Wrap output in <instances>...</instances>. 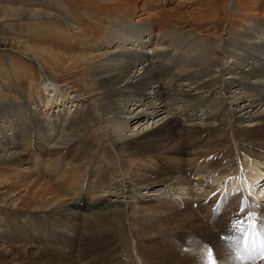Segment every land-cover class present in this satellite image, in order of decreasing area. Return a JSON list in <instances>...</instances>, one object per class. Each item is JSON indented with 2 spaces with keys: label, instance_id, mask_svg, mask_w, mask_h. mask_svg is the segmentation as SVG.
Listing matches in <instances>:
<instances>
[{
  "label": "bare ground",
  "instance_id": "6f19581e",
  "mask_svg": "<svg viewBox=\"0 0 264 264\" xmlns=\"http://www.w3.org/2000/svg\"><path fill=\"white\" fill-rule=\"evenodd\" d=\"M154 1L150 0V4ZM194 1L199 0H179V2ZM236 1L233 0L232 5L228 6L227 10L231 16L234 15L236 7L239 8L238 4L235 5ZM141 3V0L129 2L131 13L127 15L129 18L124 16L126 23L123 20L119 25L117 23L112 25L107 29L102 41L87 48L92 60L86 63L85 68L90 70L99 91L95 94L94 85L91 84L92 92L89 96L92 98V104L87 103L73 86L60 84L54 78L49 79L42 73L41 88L45 92V99L38 95L37 100L32 103L31 96L21 91L25 99L21 101V107L20 104L13 108L6 107V112L0 120V165L22 166L28 160L23 169L31 170L30 165H34L37 159L42 160V166L45 161L49 162L48 164L53 163L55 167L61 165L62 168H67L66 173L71 174L67 181L71 182V188L65 187L62 190L54 186L45 188L44 195H50L42 206L50 212L47 216H55L53 218H56L58 230L46 232L48 244L46 242L39 244L29 233L31 230L28 229L29 226L25 225L26 231L34 240L28 239L27 235L23 238L27 243L34 245L29 244L31 247L21 248V264H30L31 261L35 264H127L126 258L130 256V241L124 237L129 232L126 231V225L121 219L122 211L111 209L113 203L105 199L100 202L103 207L99 211L85 215L82 210L87 209V202L84 200L87 195L103 191L110 196L131 199L143 195L142 190L147 188L157 189L165 186L175 189L179 186L180 188H177L179 195H187L191 199L197 195L198 199H201L205 196L203 192L194 194L191 190L195 185L205 186V180L212 177L207 174L209 169H212L215 175L223 173L218 180L222 178L224 180V176L244 170L241 162L237 167L235 164L238 162H232L233 168L219 170L218 167L225 163L224 157H210L211 154L196 151L194 153L193 149L186 147L185 144L175 150L167 148L161 157L151 153L179 135L175 131L182 120L195 122L194 129L201 131L203 124L211 126L216 122L219 125L237 123L245 127L248 126L245 125L246 122L254 123L256 117L264 116V21L261 22L256 17L257 14L255 16L251 14L245 19L238 17L236 26H230L228 32L233 35H229L227 39L222 37L220 39L192 35L191 28L184 30L182 26L175 23L170 25L163 19V23H159L158 30L154 32L153 25H150L149 29L144 27L143 38H136L134 25L137 22H132L134 18L130 16L132 11L139 12L138 9H141L143 12L141 11L140 15L145 13L153 15V12H145L144 6H140ZM163 9L165 8L159 7L156 14L161 12L165 14L164 11L167 9ZM252 10L250 12H253ZM77 36L80 38L79 41H84L81 34ZM216 84L222 86L214 89L217 90L215 98L223 99V104H218L217 99L211 101L213 94L209 92ZM231 85L237 88L231 89ZM218 93L222 97H219ZM85 98L87 99V96ZM205 101L209 102L208 108L198 111V106ZM41 104L43 107L38 108ZM0 105L4 107L5 102H1ZM15 109L19 110L17 123L14 120ZM155 119H158L157 122ZM211 119H213L212 124ZM150 122L152 125L154 122L155 125L160 122L154 132H148L143 127ZM141 127L144 129L141 130ZM131 128H136V131L132 132ZM92 130L102 134L110 144L97 148V145L87 138ZM127 131H130V134H127ZM222 141L227 143L226 139ZM36 144H39L40 148L43 146V149L37 151ZM111 145L122 149L125 153L115 154ZM44 148L46 150L58 148V151L62 152L58 155H64L63 159L57 161L60 157L58 155L43 157L40 152H43ZM231 169H234L233 173ZM84 170H87L88 174L96 170L95 179H81L80 172ZM193 175L198 178L194 179ZM248 177L253 181L249 188L254 193L257 184L261 180L263 182V178L259 172L252 176L248 174ZM190 185H192L191 189H189ZM181 189L187 193L181 192ZM212 196L206 202L200 201L201 211L211 209L209 219L214 217L224 202V197L219 194ZM21 198L11 196L6 200L7 202L10 200L6 205L12 210L13 207H18ZM260 201L256 206L261 207L263 213L258 207L252 208L251 211L259 210L262 217L264 198ZM105 202L108 204L106 205ZM244 202L238 205L233 199L229 201L230 211L224 217L228 221L225 224L222 222L208 226L207 223L202 222L193 229L191 221L195 217L194 213L186 215V220L180 219L178 226L183 225V228H191L190 231L195 232L189 233L183 242L178 240L181 237L160 238L161 246L163 248L166 246L167 250L162 248L153 252L144 245L140 246L137 249L139 258L146 259L151 264H188L205 258L204 249L207 246L213 251L214 256L220 257L218 259L226 260L229 264L238 262L234 258L231 261L226 259L225 256L229 254V244L228 247L224 245L226 248L220 252L213 250V244L221 235L226 234L229 237L230 229L239 224V221L230 218V215L235 214L236 210L245 212L247 204ZM185 205L187 207V203ZM186 210H183L182 214H185ZM17 213L18 211L14 210L8 216L11 219L16 217ZM168 216L173 217V215ZM82 217L86 220L83 230L76 226ZM115 217L118 219L113 220ZM72 222L73 227L76 228L73 238L70 237L71 233H65L66 227ZM43 226L48 228L47 224ZM141 232L142 230L138 233L140 237L146 236ZM202 232L204 239H200L202 234H199ZM175 239L176 241H173ZM152 240L155 243L158 239ZM176 242L177 244L180 242L177 250L173 247ZM263 244L260 242L258 249L263 248ZM76 247H79L77 254ZM113 249H118L119 253L113 255L111 252ZM225 252L226 255L223 256ZM241 253L242 258L245 257L244 251ZM89 256H92L90 260Z\"/></svg>",
  "mask_w": 264,
  "mask_h": 264
},
{
  "label": "rangeland",
  "instance_id": "374dc122",
  "mask_svg": "<svg viewBox=\"0 0 264 264\" xmlns=\"http://www.w3.org/2000/svg\"><path fill=\"white\" fill-rule=\"evenodd\" d=\"M131 1L133 0H0V103L5 102L4 107L0 105V120L6 112V107L13 108L17 104H20L21 107V101L25 100L22 92L29 97L31 96L32 103L37 100L38 95L43 96L45 99V92L41 88L42 73L49 79L54 78L60 84L73 86L87 103L92 104V98L89 96V93L92 92L91 84L94 85L95 94L99 91L96 87V81L91 76L90 70L85 68L86 63L92 60L87 48L102 41L107 33V29L112 25H119L123 20L126 23V19L124 18L128 17L127 15L131 11L128 6V3ZM141 1L142 5L140 4V6H144L143 9H145V12H153V15H148V13L140 15L141 11L143 12L141 9H138L139 12L132 11V14H130L132 18L134 16L132 22H137L134 25V36L136 38H143L142 29L144 27L149 29V26L153 25L152 30L154 32L158 30L159 23H163V19L166 23L169 22L170 25H174L175 23L176 25L182 26L184 30L191 28L192 35L195 36L205 35L210 38L222 37L223 39H227L229 35H233L228 32L230 26H236V19L238 17L245 19L249 15L251 16V14L253 16L257 14L256 17L261 22L264 21V0H237L235 5L237 6L238 4L239 8L237 9L236 7V11H234V15L232 16L227 9L232 5L231 2L233 0H199L197 2H179V0L160 2L159 0H155L151 4L150 0ZM242 6L244 7L242 8ZM159 7L165 8L163 10L167 9L164 11L166 13L161 12L156 14L159 11L157 10ZM250 7L255 8H252V10ZM251 10L254 13L250 12ZM242 12L245 13L242 14ZM138 19L141 20L138 21ZM260 31L262 32V30ZM77 34H81L84 41L80 40V42ZM186 35L188 36V34ZM79 42L84 43L81 45ZM217 61L221 62V60ZM224 75L222 77H226ZM221 84H216L209 92V94H213L211 101L217 99L218 104H223V99L215 98L217 90L214 89L220 88L222 86ZM234 88H237V86L231 85V89ZM218 95L222 97L221 94L218 93ZM86 96L87 99L85 98ZM208 106L209 102L205 101L197 109L200 111L207 109ZM41 107H43L42 104L38 108ZM15 110L14 120L17 123L19 110ZM255 119L256 122L254 123L246 122L245 125L248 124V126L245 127L237 125V123L219 125L216 122L211 126L203 124L201 126L203 130L201 131H198L196 128L194 129L193 124L195 122L192 123L182 120L181 125H177L175 131L179 135L170 143L164 144L165 146H160L155 152L151 153V155L158 154L161 157L167 148L175 150L185 144L186 147L192 148L194 153H208V155L211 154L210 157H224L225 163H222L218 167L219 170H225L228 167L233 168L234 162H238L235 164L236 167L239 162L244 165L243 168L241 166L244 170H239L237 174L233 173L234 171L232 170L234 169H231L233 175L224 176V180L223 178L218 180V177L223 174L222 172L215 175L214 171L209 169L210 171L208 170L209 173L207 172V174L212 177L205 180V186H189V189L192 187L191 193L202 194L203 192L205 196H202L201 199H198L199 197L197 195L193 196L194 198L192 199L187 195H179L177 189L180 188L179 186L175 189L165 186L157 189L147 188L142 190L143 195L131 197V199L129 197L110 196L100 191L97 194H91L85 197L84 200L87 202V209L82 211L85 215L86 213L97 212L103 207L102 204L100 205L102 200L108 199L109 202L111 201V204L113 203L114 205L111 209H119V211H122L123 216L121 219L126 225V231L129 232L128 235L125 234L124 236L130 241V256L126 258L128 260V263L125 260L126 263L149 264L150 262L146 259L139 258L137 254L138 247L144 245L150 251H158L163 248L160 238H164L165 236H172L174 238L181 237L178 240L183 242L184 238L189 236V233L195 231H190L191 228H183V225L178 226V223L180 219L186 220V215L192 214V212L195 216L191 221V227L193 229L195 225L201 224L202 222L207 223L206 225L208 226L222 222L225 224L228 221L224 217L230 211V208H228L229 201L233 199L238 205H241L245 201V198H247V201L244 202L247 204L245 212L236 210L235 214L232 213L230 215V218L238 220L239 224L232 230L230 229L229 237L226 234L221 235L214 242L213 250L220 252L229 244V254L225 256V252L223 256L229 259V261L232 258L236 259L238 262L234 264H264V257L260 253L264 247L258 249L259 243H264V215L261 217L258 209V212L256 210L251 211L252 208L257 207L261 210L262 208L256 206V204L259 205L260 200L264 198V116H259ZM157 120L155 119V122ZM164 120L161 122L163 123ZM226 120L229 121L228 118ZM155 122L153 125L150 122L143 127L148 132H154L158 128V123H160L158 122L155 125ZM143 127H141V130L144 129ZM131 129L132 132L136 131V128ZM127 134H130V131H127ZM101 135L92 130L87 135V138L92 140L97 145V148L103 145H109L110 143L106 142V138ZM254 135L255 139H253ZM223 139H226L227 143H224L222 141ZM35 147L37 151L43 149V146L40 148L39 144H36ZM111 148L117 155L125 153L122 149L120 150L113 146ZM58 152V148L53 150L48 148L40 152V154L43 157L50 158L51 155H61L62 152ZM63 157L64 155L58 157L57 161L62 160ZM26 162L22 166L0 165L2 167L0 168V264H21V248L34 245V243H27L25 238H23L25 235L31 241L35 239L36 243L44 244L46 242L48 244L46 234L51 233V230L58 229L55 223L56 218H53L55 216H47L50 212L42 206L45 199L50 195H44V190L52 186L60 190L65 187H72L71 182H67L71 174L66 173V167L62 168L61 165L55 167L53 163L48 164L49 162L46 161L43 163L44 166H42V160L38 161L35 159L34 165H30L32 167L31 170H25L23 166L27 165ZM258 172L262 176L263 182L261 180L257 184L258 186L255 185L257 188H255V192L253 193L249 188L253 181L251 177H248V174L252 176ZM80 174L81 179L94 180L96 170L91 172V174H88L87 170H84ZM193 178L196 179L198 177L193 175ZM181 192L187 193L184 189H181ZM241 192L243 194H240ZM214 193L224 197V202L214 217L209 219L211 209L201 211L202 205L200 201H208L209 197L215 195ZM11 196L22 197V201L20 200L18 207H13L12 210L9 209V205H6V203L10 202V200L8 202L6 200ZM258 199L259 201H257ZM121 200L122 202H120ZM140 200L147 201L141 202ZM120 203H124L125 205ZM186 203L187 207H185ZM105 204L107 205L108 203L105 202ZM107 208L110 209V207ZM14 210L18 211L17 216L10 219L8 215L14 212ZM183 210H186L184 212L185 214H182ZM74 211L76 210L74 209ZM261 212L263 213V210ZM212 214H214V211H212ZM168 215H173V217H169ZM116 218H113V220H116ZM85 223L86 220H83L82 217L76 223V226L83 230ZM44 224H47L48 228H44ZM25 225L27 227L29 226L28 229H31L29 233L35 237L33 240L26 231ZM35 228L37 230H34ZM75 229L72 222L66 227L67 231L65 233H71L70 237L73 238L72 235L74 234L75 236V233H73L76 232ZM140 229L144 233L141 232L142 235H146L144 236L145 238L139 236ZM22 231L23 233L21 234ZM149 233H151V236ZM135 234L136 238L134 237ZM199 235H201V238H198H205L203 236L204 232ZM153 238H157L158 240L154 243ZM77 241L79 240L77 239ZM173 241H176V239ZM179 243L177 244L176 242L173 244L175 250L179 249ZM49 245L52 246V244ZM246 248L248 249L247 251L245 250ZM78 249L79 247H76V254L79 251ZM163 250H167L166 246ZM242 251H244V256L248 259L242 258ZM111 252L113 255H116L119 253V250L113 249ZM91 257H88L89 260ZM215 258L219 262L218 264H229L226 260L218 259L220 258L219 256H215ZM203 259H197V261H192L188 264H204L205 258ZM31 263L35 264L32 261Z\"/></svg>",
  "mask_w": 264,
  "mask_h": 264
},
{
  "label": "snow or ice",
  "instance_id": "6c2138e0",
  "mask_svg": "<svg viewBox=\"0 0 264 264\" xmlns=\"http://www.w3.org/2000/svg\"><path fill=\"white\" fill-rule=\"evenodd\" d=\"M245 250L247 251L248 249L246 248ZM204 256H205L204 264H218V262L215 260L213 251L207 246L204 249ZM261 256L264 257V249H262L261 251ZM243 259H248V258L243 257Z\"/></svg>",
  "mask_w": 264,
  "mask_h": 264
}]
</instances>
